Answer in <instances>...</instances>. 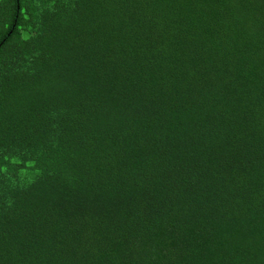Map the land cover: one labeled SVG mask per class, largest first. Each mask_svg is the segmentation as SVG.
<instances>
[{
    "label": "trees",
    "instance_id": "trees-1",
    "mask_svg": "<svg viewBox=\"0 0 264 264\" xmlns=\"http://www.w3.org/2000/svg\"><path fill=\"white\" fill-rule=\"evenodd\" d=\"M0 264H264V0H0Z\"/></svg>",
    "mask_w": 264,
    "mask_h": 264
}]
</instances>
